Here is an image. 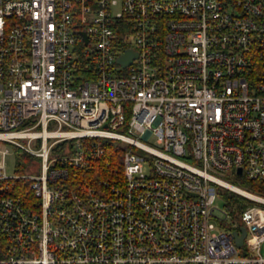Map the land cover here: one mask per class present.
<instances>
[{
    "label": "built area",
    "instance_id": "1",
    "mask_svg": "<svg viewBox=\"0 0 264 264\" xmlns=\"http://www.w3.org/2000/svg\"><path fill=\"white\" fill-rule=\"evenodd\" d=\"M0 141V264H264V0H0Z\"/></svg>",
    "mask_w": 264,
    "mask_h": 264
},
{
    "label": "trees",
    "instance_id": "2",
    "mask_svg": "<svg viewBox=\"0 0 264 264\" xmlns=\"http://www.w3.org/2000/svg\"><path fill=\"white\" fill-rule=\"evenodd\" d=\"M126 117H128V114H126ZM107 142L108 147H107V154L105 155L107 159L110 160L108 168L106 170L110 171L112 168L119 167V150L121 149L122 146H118L117 143L121 141L113 140V139H107L105 140ZM120 145V144H119ZM31 159V156L28 155L25 152H16L15 153V166H16V171L20 172L25 170L26 168V163L29 162ZM105 166L104 163L100 162L98 167ZM99 173H102L100 171ZM234 182L241 187H244L248 189L251 192L257 193L264 195V180H250L246 179L243 176H235L234 177ZM223 193L227 197V204L226 208L228 210L232 209H242L248 202V199L234 191L228 190L224 188Z\"/></svg>",
    "mask_w": 264,
    "mask_h": 264
},
{
    "label": "rangeland",
    "instance_id": "3",
    "mask_svg": "<svg viewBox=\"0 0 264 264\" xmlns=\"http://www.w3.org/2000/svg\"><path fill=\"white\" fill-rule=\"evenodd\" d=\"M51 128V127H49ZM1 144H4L5 146H7L10 150V153H8L6 156H5V160H4V164H5V171L8 175H13V174H16L17 171H16V166H15V154L12 152L13 150V145H11V143L9 142H5V141H0ZM118 144V143H117ZM119 144L122 146L124 143L123 142H119ZM118 144V145H119ZM144 171L147 172L148 171V168L146 165H144ZM224 191V190H222ZM249 204H257L256 202L254 201H250L248 200L247 201ZM216 203V206L218 208L217 210V213L218 214H221L220 213V210H222L223 206H224V201L222 198H218L216 199L215 201ZM260 253L264 256V241L261 243L260 245Z\"/></svg>",
    "mask_w": 264,
    "mask_h": 264
},
{
    "label": "water",
    "instance_id": "4",
    "mask_svg": "<svg viewBox=\"0 0 264 264\" xmlns=\"http://www.w3.org/2000/svg\"><path fill=\"white\" fill-rule=\"evenodd\" d=\"M80 33L82 34L83 38L86 41L85 33L83 31H80ZM134 55H135V53L131 49H126L123 54L119 55L118 60L121 62L122 65H125L131 61V59ZM236 173L237 174L241 173L240 167H238L236 169ZM234 233H235V238H236V244L240 245L242 243V237L245 233L244 227L241 228V233H242L241 235H236V232H234Z\"/></svg>",
    "mask_w": 264,
    "mask_h": 264
}]
</instances>
